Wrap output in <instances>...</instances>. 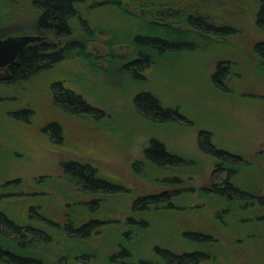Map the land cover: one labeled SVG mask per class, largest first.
Instances as JSON below:
<instances>
[{
	"label": "rangeland",
	"instance_id": "rangeland-1",
	"mask_svg": "<svg viewBox=\"0 0 264 264\" xmlns=\"http://www.w3.org/2000/svg\"><path fill=\"white\" fill-rule=\"evenodd\" d=\"M81 1L78 9L88 28L75 25L73 34L61 41L53 31L38 29L39 10L30 0H0V37L42 35V42L58 48L69 40L84 44V49L67 50L60 62L15 84L4 82L8 68H0V208L24 219L28 206H33L59 226L69 220L80 225L92 217L105 223L98 233L80 241L66 240L61 228L42 225L54 238L44 255L47 264H59L66 254L68 264H104L120 249L128 230L132 241L125 240L126 244L151 264H163L152 253V244L176 252L201 249L210 255L202 264H264V208L205 192L225 172L217 171V160L197 146L198 131H210L216 146L243 159L231 166L232 181L264 195V65L254 52V44L264 40V28L255 24L260 0H156L199 6L210 22L229 25L234 33L199 38L201 47L190 52L153 56L143 79H133L122 65L135 58L131 38L136 32L164 31L141 20L150 19L153 8L141 15L133 3L143 0H120L118 5ZM219 61L231 69L226 91L211 81ZM55 82L79 94L94 109L93 115L69 114L57 107L51 94ZM139 91H150L163 106L176 108L189 121L160 123L141 117L132 101ZM50 122L62 129L60 142L43 131ZM151 138L186 163L159 168L146 162L143 149ZM72 159L93 164L100 176L126 191L82 192L60 167L61 161ZM138 161L140 173L134 165ZM166 177L178 181L169 184ZM165 190L179 192L173 199L175 211L151 208L132 214L134 197ZM92 199H100L96 210L86 203ZM129 216L146 220L149 228L131 226ZM184 230L208 233L213 240L193 243L181 236ZM41 248L37 245L36 250L41 253ZM85 251L94 256L90 261L73 258L74 252Z\"/></svg>",
	"mask_w": 264,
	"mask_h": 264
},
{
	"label": "trees",
	"instance_id": "trees-1",
	"mask_svg": "<svg viewBox=\"0 0 264 264\" xmlns=\"http://www.w3.org/2000/svg\"><path fill=\"white\" fill-rule=\"evenodd\" d=\"M30 1L39 10L37 17L38 29L53 31L61 41L73 34L75 25L83 26L85 29L88 28L86 20L82 18L78 9V3L81 0ZM143 1H140L139 4L133 3L134 7L141 8L140 14H145L151 7L153 11L150 13L152 16L150 19L146 20L141 17L142 22L151 23L157 30L162 29L164 31L136 32L131 38V42L136 49L135 58L123 64L122 68L127 70L133 79L144 78L143 72L150 68L153 63V56L190 52L201 47L199 38H223L234 33V28L229 25H217L210 22L204 17L203 11L199 10V6L195 7L193 4H188V6L180 7L179 5H169L164 1ZM104 4L118 5L120 0H107ZM129 15L132 17L131 13ZM255 24L258 28H264V0L259 1ZM163 32L170 33V35ZM77 43L70 40L65 41L63 46L58 48L55 45L41 41L26 47L17 57L16 62L9 65L8 76L4 82L15 84L19 81L28 80L33 75L60 62L67 50H71L73 47L84 49L83 43ZM254 52L264 65V40L254 44ZM230 70L228 63L216 62L214 72L211 74V81L217 88L226 91L225 80ZM51 94L53 103L62 111L74 115H93L94 109L79 94L64 86L62 82L51 84ZM132 101L138 114L151 121L160 123L162 121L175 123L189 121L176 108L163 106L150 91L137 92ZM15 117L21 118L22 115L16 113ZM43 131L56 142H60L62 139V129L55 122L48 123ZM212 137L210 131L200 129L197 135V146L200 151L217 160V171H224L225 176L214 182L210 188H206L205 192L223 198L228 202L246 201L245 205L264 208V195L248 192L232 181L234 169L231 166L241 164L242 157L216 146L212 141ZM143 157L146 162L159 168L182 167L186 163L184 161H187L179 155L171 153L160 140L155 138H151L147 146L144 147ZM134 165L137 172L140 173L141 163L138 161ZM60 167L63 174L84 193L111 195L126 191L120 184L100 176L97 168L89 162L74 159L64 160L60 162ZM177 181L178 179L175 177L164 179V182L169 184ZM178 195L177 190L138 195L133 198L130 209L132 214H142L151 208L156 211L157 209L164 212L175 211L177 206L174 205L173 199ZM99 200L92 199L86 203H89L92 210H96L100 205ZM26 215L24 219L17 218L0 208V264H47L44 255L47 246L53 242L54 238L44 227L45 225L56 230L61 228V234L69 241L87 239L98 233V229L105 225L99 218L92 217L80 225H74L69 220L63 226H59L57 222H52L45 214L35 210L33 206H28ZM127 222L139 230L149 228L148 222L144 219L135 220V218L129 216ZM130 231L132 230L123 233L126 246L123 242L119 244L120 249L117 252L110 253L104 264H151L150 261L139 256V254H133V248L126 244L125 240H127V243L132 241L129 236ZM181 236L200 245L209 244L213 240L210 234L194 230L181 231ZM6 239L11 244L6 243ZM37 245H42L41 250L43 251L41 253L36 250ZM57 246L59 245L57 244ZM151 251L163 264H202L210 258L206 251L198 248L176 252L160 244H152ZM74 254V259H82L84 262L90 261L94 257L86 251L79 254L74 252ZM67 256L68 254L62 255L58 263L68 264Z\"/></svg>",
	"mask_w": 264,
	"mask_h": 264
},
{
	"label": "water",
	"instance_id": "water-1",
	"mask_svg": "<svg viewBox=\"0 0 264 264\" xmlns=\"http://www.w3.org/2000/svg\"><path fill=\"white\" fill-rule=\"evenodd\" d=\"M42 35H9L0 37V68L16 62L20 53L28 46L43 40Z\"/></svg>",
	"mask_w": 264,
	"mask_h": 264
},
{
	"label": "flooded vegetation",
	"instance_id": "flooded-vegetation-1",
	"mask_svg": "<svg viewBox=\"0 0 264 264\" xmlns=\"http://www.w3.org/2000/svg\"><path fill=\"white\" fill-rule=\"evenodd\" d=\"M9 66H6V68H8ZM1 68H5V67H1Z\"/></svg>",
	"mask_w": 264,
	"mask_h": 264
}]
</instances>
